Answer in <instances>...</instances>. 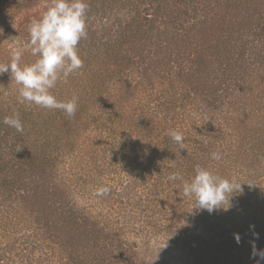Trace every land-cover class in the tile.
I'll return each mask as SVG.
<instances>
[{
    "label": "trees",
    "instance_id": "1",
    "mask_svg": "<svg viewBox=\"0 0 264 264\" xmlns=\"http://www.w3.org/2000/svg\"><path fill=\"white\" fill-rule=\"evenodd\" d=\"M85 2L83 67L51 90L78 97L74 116L20 100L0 74V264H166V251L181 264H257L264 221L246 203L264 179V0ZM51 3L0 0V64L13 50L36 60L28 28ZM222 11L225 29L213 23ZM250 30L256 46L233 45ZM186 41L200 47L194 64L167 61ZM13 113L22 133L3 123ZM196 165L242 184L227 210L196 208L168 179Z\"/></svg>",
    "mask_w": 264,
    "mask_h": 264
},
{
    "label": "clouds",
    "instance_id": "2",
    "mask_svg": "<svg viewBox=\"0 0 264 264\" xmlns=\"http://www.w3.org/2000/svg\"><path fill=\"white\" fill-rule=\"evenodd\" d=\"M87 12L85 0H52L43 15L31 21L28 46L36 60L22 64L21 52L13 50L10 61L0 64V74L10 73L11 79L19 86L20 100L45 109L60 110L68 117L75 115L78 97L73 95L67 101H60L51 90L61 78H67L83 67L78 44L87 37ZM3 123L17 132L24 131L18 113L5 116ZM169 134L178 145H183L182 133L172 130ZM210 155L215 161L222 159L219 152ZM193 172L187 180L176 172L170 173L168 179L181 180L184 196L192 198V203L200 210H207L210 214L216 210H227L231 206L232 196L242 192V184L215 174L207 167L196 165ZM109 192L107 186H102L97 189L96 195L104 196ZM225 204L228 206L225 207ZM252 256L258 257L257 264L264 262V250L256 249L255 245Z\"/></svg>",
    "mask_w": 264,
    "mask_h": 264
},
{
    "label": "rangeland",
    "instance_id": "3",
    "mask_svg": "<svg viewBox=\"0 0 264 264\" xmlns=\"http://www.w3.org/2000/svg\"><path fill=\"white\" fill-rule=\"evenodd\" d=\"M222 10V9H220ZM218 10V11H220ZM230 20L229 14L225 13L224 11L221 12L220 15L216 17L214 20V24L221 26L222 28H226L228 26V22ZM252 30V29H251ZM248 31L246 33V36L242 37L241 43H233L237 48L241 47V45L249 42V45L247 48H250L251 45L256 46L257 42L254 41V37H250L249 35L252 33V31ZM225 31V30H222ZM233 32V33H232ZM231 35L233 37H237L238 33L234 29H232ZM243 33L245 31H242ZM249 36V37H248ZM169 54H170V59L167 58V61L170 60L174 62L176 59H178L179 63H181L182 68H189L192 66L191 61L194 59V62L197 60V54L199 52L200 47L195 46L192 42L186 41L185 43H176L175 45H170L169 47ZM255 51V50H253ZM238 52H243L242 48L238 49ZM250 56V53H249ZM193 62V61H192ZM193 62V64H194ZM253 66H251L252 68ZM249 200H247L246 207L249 210L250 213L257 212L260 214V217L264 221V179H259L256 181L255 186L251 189V193L249 194ZM151 246H154L155 248H158L162 246V243L159 244L156 241H153L151 243ZM165 262L166 264H181L182 262H185L184 260V255L181 254V252H168L166 251L165 253Z\"/></svg>",
    "mask_w": 264,
    "mask_h": 264
}]
</instances>
